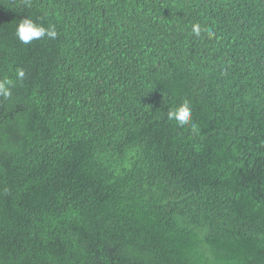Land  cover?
<instances>
[{"label":"trees","instance_id":"obj_1","mask_svg":"<svg viewBox=\"0 0 264 264\" xmlns=\"http://www.w3.org/2000/svg\"><path fill=\"white\" fill-rule=\"evenodd\" d=\"M6 79L0 264H264V0H0Z\"/></svg>","mask_w":264,"mask_h":264},{"label":"clouds","instance_id":"obj_2","mask_svg":"<svg viewBox=\"0 0 264 264\" xmlns=\"http://www.w3.org/2000/svg\"><path fill=\"white\" fill-rule=\"evenodd\" d=\"M194 31L198 32L199 29L196 28L194 29ZM14 35L19 40V42L25 45H29L34 40H40L44 37L55 39L57 37V32L54 26L46 28L42 23H39L31 18L24 17L21 18L16 25ZM23 76V70H18L17 79L22 80ZM12 87H15L13 80L6 79L0 81V95H3L5 97L10 96V89ZM167 118L169 121L174 122L179 127L190 126L193 133H196L198 131L197 125L193 122L192 109L186 101L169 110L167 113Z\"/></svg>","mask_w":264,"mask_h":264}]
</instances>
